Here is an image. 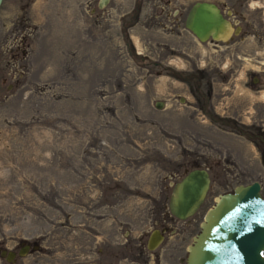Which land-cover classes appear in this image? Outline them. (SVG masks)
Listing matches in <instances>:
<instances>
[{
    "label": "rangeland",
    "instance_id": "1",
    "mask_svg": "<svg viewBox=\"0 0 264 264\" xmlns=\"http://www.w3.org/2000/svg\"><path fill=\"white\" fill-rule=\"evenodd\" d=\"M193 1L2 0L0 249L32 243L26 264L92 260L95 234L119 246L125 230L145 232L154 201L165 211L173 184L206 167L207 195L178 234L183 264L214 196L251 180L253 142L181 99L191 95L180 76L203 68L216 102L256 105L263 117L247 77L264 68V0H213L237 14L218 45L185 27ZM217 53L223 84L207 63Z\"/></svg>",
    "mask_w": 264,
    "mask_h": 264
},
{
    "label": "flooded vegetation",
    "instance_id": "2",
    "mask_svg": "<svg viewBox=\"0 0 264 264\" xmlns=\"http://www.w3.org/2000/svg\"><path fill=\"white\" fill-rule=\"evenodd\" d=\"M196 1L198 0H194L186 11L184 25L187 29L189 28L186 26V17L190 7ZM207 1L214 2L218 6L221 14L226 19L227 25L229 24L227 19L228 15L231 14L237 16L234 9L230 7L222 8L213 0ZM236 28L237 29L234 31H241L242 29L240 25ZM191 33L199 41H204L208 44L212 43L218 45L217 43H214V40H226V38L220 36L221 32H219L217 36L210 34L203 40L199 39L192 31ZM218 55H220V53H217V56H209L207 63L214 66L210 71L214 74L212 76L213 82H215V78L219 77L220 80H218V82L223 84L228 79L218 68H220L221 63L226 56L221 55L220 57ZM193 61L196 66H198V63H196L198 61ZM193 67L190 68L192 70H189L187 75L180 76V78L184 79L188 84L187 90L190 93L191 98L188 96L180 98H186L188 101L194 103L192 107L200 111L204 117H207V120L222 125H228L253 142L252 146L258 154V161L252 167L254 173L251 180L244 182L243 184L257 181L259 183V192L264 198V116L262 117L258 115L260 111L256 105L247 110L241 106L242 102L241 104L238 102V105L241 107L238 105H232V103L227 100H218L216 102V97L218 96H212L211 94L212 89L210 88V83L212 80L209 77L210 74H208L203 68ZM248 70H251L250 75L247 77V80H249V89L253 92L262 91L260 97L263 99L259 98L257 100L264 101V68L248 67ZM206 79L209 81L208 87L204 85ZM226 87L230 88L229 86ZM157 102L164 104L163 100ZM246 111L250 114H246ZM249 116H251V118ZM246 117H248V119H246ZM244 125L246 126L244 127ZM237 168L240 169V172L246 170L241 164H237ZM169 200L170 196L166 201L165 211H163V206L158 200L154 201L151 205L152 211L150 213L153 222L145 232L133 235L130 233V230H125V233L123 234L124 239L118 242L119 246H113L110 232L105 233L103 237L95 234L100 240L96 241L97 244L94 245L95 250H93L94 254L92 260L82 261L75 259L66 261L64 264H180L177 253V245L179 243L178 234L182 229H185L188 232L191 231L193 226L191 220L194 213L186 218L178 217L171 212L169 208ZM97 231L99 230L97 229ZM193 236L194 235L191 236V241ZM187 244L185 245L186 254L181 259L183 260V264L185 263L187 255ZM33 246L32 243L23 241L19 246L12 249H0V254L5 258V264H26L21 261L22 255H24L26 251H29Z\"/></svg>",
    "mask_w": 264,
    "mask_h": 264
},
{
    "label": "water",
    "instance_id": "3",
    "mask_svg": "<svg viewBox=\"0 0 264 264\" xmlns=\"http://www.w3.org/2000/svg\"><path fill=\"white\" fill-rule=\"evenodd\" d=\"M225 25L218 6L207 0L192 4L186 17V26L201 40L217 36ZM161 106L156 102V107ZM210 181L207 168L189 169L173 184L171 212L180 218L193 214L204 201ZM263 252L264 198L259 183H238L233 190L214 196L199 231L187 244L184 264H264Z\"/></svg>",
    "mask_w": 264,
    "mask_h": 264
},
{
    "label": "bare ground",
    "instance_id": "4",
    "mask_svg": "<svg viewBox=\"0 0 264 264\" xmlns=\"http://www.w3.org/2000/svg\"><path fill=\"white\" fill-rule=\"evenodd\" d=\"M226 25L224 26V29L222 31H220L221 32L220 36H222L223 38H227L230 35L231 31H232V26L230 24H228L227 26ZM138 43H140V41H138Z\"/></svg>",
    "mask_w": 264,
    "mask_h": 264
}]
</instances>
